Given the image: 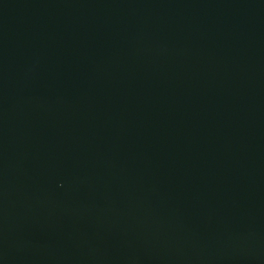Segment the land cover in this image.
I'll return each instance as SVG.
<instances>
[{"label":"water","instance_id":"1","mask_svg":"<svg viewBox=\"0 0 264 264\" xmlns=\"http://www.w3.org/2000/svg\"><path fill=\"white\" fill-rule=\"evenodd\" d=\"M0 264H264V0H0Z\"/></svg>","mask_w":264,"mask_h":264}]
</instances>
